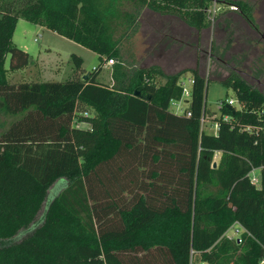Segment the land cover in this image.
<instances>
[{
	"label": "trees",
	"instance_id": "trees-1",
	"mask_svg": "<svg viewBox=\"0 0 264 264\" xmlns=\"http://www.w3.org/2000/svg\"><path fill=\"white\" fill-rule=\"evenodd\" d=\"M215 4L235 6L258 31L247 0H0V114L15 117L0 119V264H260L264 91L226 66L220 82L240 109L221 105L210 118L216 133L203 130L207 80L198 65L142 67L130 39L144 9L200 33ZM19 17L93 51L98 65L86 73L71 53L64 80L10 81L33 61L12 40ZM110 59L106 83L98 75ZM186 72L189 115L170 108ZM60 178L65 185L36 220ZM31 223L20 240L5 241ZM234 223L244 229L239 242L225 234Z\"/></svg>",
	"mask_w": 264,
	"mask_h": 264
},
{
	"label": "rangeland",
	"instance_id": "rangeland-1",
	"mask_svg": "<svg viewBox=\"0 0 264 264\" xmlns=\"http://www.w3.org/2000/svg\"><path fill=\"white\" fill-rule=\"evenodd\" d=\"M247 1L253 7L258 24L257 32L251 30L234 9L221 4L210 6L215 9V16L210 17L208 27L200 33L186 26L175 16L160 15L144 9L139 18V29L130 38L139 65L147 67L158 64L165 73H172L197 64L207 80L205 106L209 110V118L212 114H218L217 100L235 98L232 89L220 82L228 75L226 66L240 70L244 77L264 91V0ZM12 40L18 47L27 51L33 60L28 67L32 68L30 71L19 69L10 72L9 80L12 82L64 80L73 69L71 53L82 58V67L86 73L99 63L98 55L93 51L23 17L17 20ZM7 64L6 59L5 65ZM188 77L189 72L183 73L180 81L188 85ZM98 79L111 83L109 63L102 66ZM163 82V77L156 78L157 84ZM14 118L12 115L0 114V119L4 120L5 125ZM203 127L212 131L211 119H208ZM65 183V179L60 178L49 187L36 220L41 218L46 204ZM34 223L5 241L9 243L20 240L33 230L36 225ZM233 232L234 226L227 230V236H233Z\"/></svg>",
	"mask_w": 264,
	"mask_h": 264
},
{
	"label": "built area",
	"instance_id": "built-area-1",
	"mask_svg": "<svg viewBox=\"0 0 264 264\" xmlns=\"http://www.w3.org/2000/svg\"><path fill=\"white\" fill-rule=\"evenodd\" d=\"M230 8H231V9H234V10L236 9V7L233 6V5H231ZM211 11H212L211 14H213V13L215 12V9H212ZM112 62H113V60L110 59L107 63L111 64ZM187 83H188V85H187L185 82L180 81V84H181V86H182V92H181V95H180V97H179L177 100H172V101L170 102V108H171L175 113L181 114V113L186 112L187 115L190 114V112L187 110V107H186V106H188V103H189V98H190V86H191V84L193 83V79H192L191 76L187 78ZM217 101H218V102H217V106H218V108H219L221 105L224 104V105L229 106V107H230V106H233L235 109H240L239 102H238V100H237L236 98H234V99H233V98H224V99H219V100H217ZM213 115H215V114H213ZM213 115H212V117H213ZM208 119H210V118L208 117L207 114H202L201 117L199 118V120H200V124H201V128H203V130H205L204 127H203V125H204V123H205ZM223 119H227V115H224V116H223ZM212 126H213V129H212V131H209V132L216 133L217 128H218V124H217V122H213V123H212ZM241 129H244V130L248 131V130L250 129V126H249V125H245V126H243ZM206 131H207V130H206ZM217 154H218V152H215V154H214L213 157H212V160H213L214 162L217 160ZM253 170H254V168H252V169L250 170V172H249L248 175H249V178H250L251 183L257 185V184L259 183V176L256 175V174L253 172ZM234 225H235V227H234L233 236H230V237L236 238L237 241L239 242V241H240V238H239V237H240V234H241L242 232H244V229H243V227H241L238 223H234L232 226H234ZM232 226H231V227H232ZM231 227H230V228H231ZM226 232H227V231H226ZM226 232H225V234L228 235ZM260 264H264V259H262V260L260 261Z\"/></svg>",
	"mask_w": 264,
	"mask_h": 264
},
{
	"label": "water",
	"instance_id": "water-1",
	"mask_svg": "<svg viewBox=\"0 0 264 264\" xmlns=\"http://www.w3.org/2000/svg\"><path fill=\"white\" fill-rule=\"evenodd\" d=\"M84 76H86V74L84 75ZM142 88V86H139V87H137V88H135V90H134V92H133V94L135 95V96H139V90ZM149 96H146V99L148 98ZM212 165H215V163H213Z\"/></svg>",
	"mask_w": 264,
	"mask_h": 264
},
{
	"label": "crops",
	"instance_id": "crops-1",
	"mask_svg": "<svg viewBox=\"0 0 264 264\" xmlns=\"http://www.w3.org/2000/svg\"><path fill=\"white\" fill-rule=\"evenodd\" d=\"M42 27V26H41ZM29 66H27V67H25V68H23V69H28V71H30V69H32V68H28ZM217 158H218V154H217ZM253 172L256 174V175H258L259 176V169L258 168H254V170H253ZM234 227H235V225H234ZM227 233V232H226Z\"/></svg>",
	"mask_w": 264,
	"mask_h": 264
},
{
	"label": "flooded vegetation",
	"instance_id": "flooded-vegetation-1",
	"mask_svg": "<svg viewBox=\"0 0 264 264\" xmlns=\"http://www.w3.org/2000/svg\"><path fill=\"white\" fill-rule=\"evenodd\" d=\"M260 74H262V72H260ZM260 74H259V75H260ZM260 76H262V75H260ZM262 85L264 86V83H262Z\"/></svg>",
	"mask_w": 264,
	"mask_h": 264
}]
</instances>
